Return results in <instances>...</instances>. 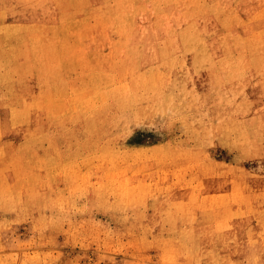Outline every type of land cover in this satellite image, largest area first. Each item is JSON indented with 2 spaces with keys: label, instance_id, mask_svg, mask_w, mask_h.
I'll return each instance as SVG.
<instances>
[{
  "label": "rangeland",
  "instance_id": "374dc122",
  "mask_svg": "<svg viewBox=\"0 0 264 264\" xmlns=\"http://www.w3.org/2000/svg\"><path fill=\"white\" fill-rule=\"evenodd\" d=\"M95 1L119 25L51 55L48 131L3 153L0 264H264V70L223 61L264 0Z\"/></svg>",
  "mask_w": 264,
  "mask_h": 264
},
{
  "label": "bare ground",
  "instance_id": "6f19581e",
  "mask_svg": "<svg viewBox=\"0 0 264 264\" xmlns=\"http://www.w3.org/2000/svg\"><path fill=\"white\" fill-rule=\"evenodd\" d=\"M96 5L95 0H17L0 7V181H12L3 168L7 159L3 153L12 140L48 131L46 76L51 55L70 52L73 38L99 37L119 25L105 20L104 32H99ZM252 43L246 55L223 53L225 67L264 70V41L252 39ZM220 48L214 45L212 49ZM98 119L94 115L92 123Z\"/></svg>",
  "mask_w": 264,
  "mask_h": 264
}]
</instances>
